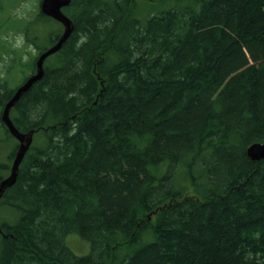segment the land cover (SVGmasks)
<instances>
[{
	"label": "trees",
	"instance_id": "trees-1",
	"mask_svg": "<svg viewBox=\"0 0 264 264\" xmlns=\"http://www.w3.org/2000/svg\"><path fill=\"white\" fill-rule=\"evenodd\" d=\"M182 1L144 21L136 0L63 9L71 37L11 112L36 145L0 202L18 216L0 223V264H264V160L247 153L264 143V0ZM40 2L13 5L0 113L13 75L35 73L28 49L64 31ZM1 125L0 184L19 146Z\"/></svg>",
	"mask_w": 264,
	"mask_h": 264
},
{
	"label": "water",
	"instance_id": "water-1",
	"mask_svg": "<svg viewBox=\"0 0 264 264\" xmlns=\"http://www.w3.org/2000/svg\"><path fill=\"white\" fill-rule=\"evenodd\" d=\"M70 3L71 0H41L39 4L40 12L44 16L52 18L56 22L60 23L63 26L64 31L59 40L54 45L43 51L37 58L35 62V73L29 76L22 84L19 85L15 94L10 99V101L7 102L1 112V122L4 124L13 138L18 141L19 146L12 162L10 174L0 184V201L3 198L6 190L11 188L16 183L20 165L22 164L27 152L33 145L35 134L34 132L27 134L21 133L16 128L11 118V112L15 105L21 100L23 95L29 92L36 83L43 79L45 74L46 60L49 57L57 54L71 37L74 30V25L72 20L63 12V9L68 7ZM247 153L253 161L264 160V143H255L251 145Z\"/></svg>",
	"mask_w": 264,
	"mask_h": 264
},
{
	"label": "rangeland",
	"instance_id": "rangeland-1",
	"mask_svg": "<svg viewBox=\"0 0 264 264\" xmlns=\"http://www.w3.org/2000/svg\"><path fill=\"white\" fill-rule=\"evenodd\" d=\"M39 0H24L20 4L18 0H0V43L7 39V30H8V19L11 17L10 14L13 12V5H18L15 13L19 14H28L34 9H36V6H38ZM185 4V1L182 0H136V7L133 12V16L141 21H144L149 16L157 15L163 11L172 9L174 7H179ZM9 38V37H8ZM12 42H14L15 45H22L23 44V38L19 36H13L10 38ZM43 45H48V41H44ZM31 57L36 58L37 52L35 48H29ZM30 58V56H28ZM26 58L25 60H27ZM56 57L51 56L49 57L46 62L49 64H53L56 62ZM2 63L0 64V77L3 75V64L5 63V59H1ZM26 73V72H25ZM27 74L29 72L27 71ZM23 72L17 71L13 75L12 80V86H18L22 82ZM1 117V113H0ZM4 128L1 125L0 122V162L6 163L8 162V156L10 151L13 149L15 145V141L12 139H8L7 135H5V132L3 130ZM34 145H36V137L34 138ZM17 214L8 209V208H2L0 207V223L3 221L6 222H14L17 219ZM66 245L70 248V250L76 255V256H86L91 253V244L80 237L78 234H71L68 235L65 239Z\"/></svg>",
	"mask_w": 264,
	"mask_h": 264
},
{
	"label": "flooded vegetation",
	"instance_id": "flooded-vegetation-1",
	"mask_svg": "<svg viewBox=\"0 0 264 264\" xmlns=\"http://www.w3.org/2000/svg\"><path fill=\"white\" fill-rule=\"evenodd\" d=\"M40 55H41V53H40ZM40 55H38V57L40 56ZM0 122H1V119H0ZM2 123V122H1ZM6 128V127H5Z\"/></svg>",
	"mask_w": 264,
	"mask_h": 264
}]
</instances>
